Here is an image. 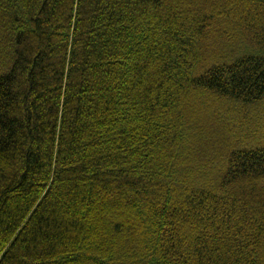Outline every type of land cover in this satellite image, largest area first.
I'll list each match as a JSON object with an SVG mask.
<instances>
[{"label":"trees","instance_id":"obj_1","mask_svg":"<svg viewBox=\"0 0 264 264\" xmlns=\"http://www.w3.org/2000/svg\"><path fill=\"white\" fill-rule=\"evenodd\" d=\"M0 264H264V0H0Z\"/></svg>","mask_w":264,"mask_h":264}]
</instances>
